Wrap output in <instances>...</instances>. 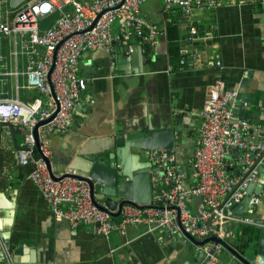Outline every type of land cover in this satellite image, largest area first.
Wrapping results in <instances>:
<instances>
[{
	"label": "built area",
	"instance_id": "obj_1",
	"mask_svg": "<svg viewBox=\"0 0 264 264\" xmlns=\"http://www.w3.org/2000/svg\"><path fill=\"white\" fill-rule=\"evenodd\" d=\"M229 1L161 0V10L166 22L175 19L186 24L188 39L205 40L211 34L198 31L195 10ZM145 2L20 0L12 5L11 0H0V137L11 141L10 126L20 130L21 142L15 150L18 162L31 163L27 178L56 219L66 220L72 228L86 224L93 233L104 236L111 231L124 233L129 225L137 224L188 239L187 233L198 240L194 244L202 253L198 264H219L224 244L208 238H224L225 223L234 219L233 206L245 195L248 183L257 178L264 151V127L248 116H234L237 90L225 87L219 73L210 83L193 135L192 154L186 159L192 168L188 184L174 147L145 149L150 164V201H125L113 215L117 208L99 207L84 178L73 171L52 174L48 166L52 152L42 128L64 132L71 125L76 101L86 85L77 73L82 52L110 47L114 23L124 39L136 35L148 45L159 42L162 29L143 15ZM196 60V52L183 50L179 68L190 67ZM209 63L222 67L219 56ZM115 64L112 57L111 67ZM241 104L246 107L249 103L243 100ZM261 109L264 112V105ZM46 119L37 127V146L34 128ZM232 149L240 152L234 158L239 162L237 171L228 170L233 166ZM260 199L259 194L251 193L248 210ZM239 220L251 222L249 216ZM2 251L6 264H14L9 247Z\"/></svg>",
	"mask_w": 264,
	"mask_h": 264
},
{
	"label": "crops",
	"instance_id": "obj_2",
	"mask_svg": "<svg viewBox=\"0 0 264 264\" xmlns=\"http://www.w3.org/2000/svg\"><path fill=\"white\" fill-rule=\"evenodd\" d=\"M142 13L158 22L159 42L147 45L136 35L124 39L117 23L112 27L113 41L108 48L85 50L79 57L77 73L86 81L75 104L72 123L64 132L44 126L55 174L75 172L70 160L82 157L85 149H96L113 138L115 132L144 126L171 128L184 182L192 180V168L186 159L192 154V139L200 120V111L208 96L210 83L220 74L227 88L237 90L232 106L235 117H257L248 101L264 96V0H232L216 7L195 10L200 33L211 34L205 40H190L185 23L166 28L161 10ZM174 34L175 38L169 35ZM178 47L174 56L173 46ZM191 49L197 60L179 68L181 51ZM122 55L125 62L120 63ZM217 56L222 67L209 62ZM116 64L111 67L110 60ZM134 59V60H133ZM126 67L127 70L123 69ZM247 98V99H246ZM247 101L242 107L241 102ZM264 105V104H263ZM262 105V106H263ZM262 108V107H261ZM260 108V111H261ZM176 131V132H175ZM13 140L0 137V264H6L2 251L8 246L14 264H184L195 258L194 246L180 234L167 235L161 228L145 224L129 225L124 233L111 231L107 236L93 233L86 224L72 228L58 220L32 181L27 178L31 163L20 164L16 148L21 133ZM140 161H147L145 148L132 147ZM239 153L231 150L228 170L239 169ZM234 156V157H233ZM260 202L246 210L240 200L232 208L234 219L225 223L222 239L241 255L256 253L260 231L264 230V183ZM196 199L193 200L194 205ZM248 209V208H247ZM249 216L251 222L239 220ZM224 247L219 264H244ZM198 258V257H197Z\"/></svg>",
	"mask_w": 264,
	"mask_h": 264
},
{
	"label": "water",
	"instance_id": "obj_3",
	"mask_svg": "<svg viewBox=\"0 0 264 264\" xmlns=\"http://www.w3.org/2000/svg\"><path fill=\"white\" fill-rule=\"evenodd\" d=\"M19 1L11 0V3L15 5ZM118 58L120 63L125 62L122 55H119ZM123 69L127 70L125 66ZM253 94H249L248 101L254 104L255 100H257V106L255 108L257 117L255 120L260 121L264 127V112L262 109L260 111V108L264 104V96L262 94L257 96V98H253ZM47 120L39 121L34 128L37 146L39 144L37 127L44 124ZM10 128L13 134L20 132L18 128H14L13 126H10ZM104 143V145L93 150L85 149V152L81 155L82 157H74L69 163V168H76L75 173L89 183L94 202L102 208L113 210L117 208V210L112 212L113 215L119 213V209L125 201L134 203L149 202L151 197L149 178L150 164L148 161H140L138 154L132 152V147L145 149L171 148L174 145L171 128L144 126L135 130H118L112 139ZM262 154L261 162L257 165V178L248 183L246 193L241 199L246 208L245 211L250 206V194L253 191L260 193L264 183V151ZM48 163L50 171L53 174L51 164L50 162ZM259 233L256 253L252 257L241 255L233 247L231 248L226 244L225 241L215 236H211L208 239L214 240L215 242L221 241L226 247L229 246V249L244 264H264V230L262 229ZM186 236L190 243H198V240L191 235L186 233ZM193 254L195 255L193 261L186 260L184 264H198L202 253L194 248Z\"/></svg>",
	"mask_w": 264,
	"mask_h": 264
},
{
	"label": "rangeland",
	"instance_id": "obj_4",
	"mask_svg": "<svg viewBox=\"0 0 264 264\" xmlns=\"http://www.w3.org/2000/svg\"><path fill=\"white\" fill-rule=\"evenodd\" d=\"M161 3V0H146V2L142 5L141 10H143L144 13H150L151 15H157L154 14L156 12V8L158 5ZM116 23L113 24V27L115 26ZM193 246H195L193 244Z\"/></svg>",
	"mask_w": 264,
	"mask_h": 264
},
{
	"label": "trees",
	"instance_id": "obj_5",
	"mask_svg": "<svg viewBox=\"0 0 264 264\" xmlns=\"http://www.w3.org/2000/svg\"><path fill=\"white\" fill-rule=\"evenodd\" d=\"M176 25H177V23H176V20L175 19L173 21L168 22L167 24H165L166 28H172L173 30L176 28ZM173 36H175V35L174 34L169 35V37L171 39L172 38H175ZM173 49H174V56H176L177 55V51H178V47L175 45V46H173Z\"/></svg>",
	"mask_w": 264,
	"mask_h": 264
}]
</instances>
